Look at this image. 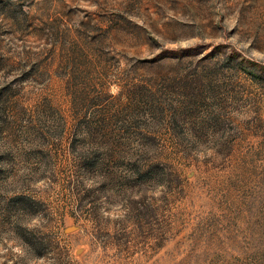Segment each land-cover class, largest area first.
<instances>
[{
    "label": "rangeland",
    "instance_id": "rangeland-1",
    "mask_svg": "<svg viewBox=\"0 0 264 264\" xmlns=\"http://www.w3.org/2000/svg\"><path fill=\"white\" fill-rule=\"evenodd\" d=\"M0 264H264V0H0Z\"/></svg>",
    "mask_w": 264,
    "mask_h": 264
}]
</instances>
